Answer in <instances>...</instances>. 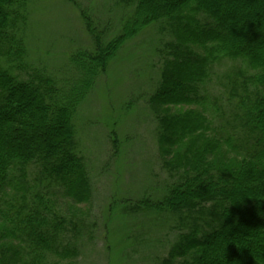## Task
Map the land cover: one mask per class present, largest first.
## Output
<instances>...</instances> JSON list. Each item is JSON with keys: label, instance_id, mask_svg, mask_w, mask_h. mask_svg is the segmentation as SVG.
I'll return each mask as SVG.
<instances>
[{"label": "trees", "instance_id": "16d2710c", "mask_svg": "<svg viewBox=\"0 0 264 264\" xmlns=\"http://www.w3.org/2000/svg\"><path fill=\"white\" fill-rule=\"evenodd\" d=\"M106 1L126 8L111 49L113 25L81 8L96 52H74L56 81L29 62L30 0H0V264H72L93 243L89 214L72 211L92 197L75 121L99 77L93 61L146 30L173 40L149 104L176 175L136 206L173 217L159 264H264V0ZM181 106L199 110H171Z\"/></svg>", "mask_w": 264, "mask_h": 264}, {"label": "rangeland", "instance_id": "374dc122", "mask_svg": "<svg viewBox=\"0 0 264 264\" xmlns=\"http://www.w3.org/2000/svg\"><path fill=\"white\" fill-rule=\"evenodd\" d=\"M113 2L30 0L31 66L63 79L67 71L74 70L69 62L74 52H96L94 39L81 18V8L87 9L97 25H113L106 29L102 40L103 47L111 49L126 10ZM172 41L160 37L157 30H146L117 44L104 61H93L99 77L75 121L92 197L90 203L72 211L86 220L89 217L95 229L93 243L81 242L80 256L72 264H159L176 242L169 233L174 223L171 215L136 208L141 198H162L173 182L171 177L176 175L164 169V161L169 158L163 154L167 149L161 140L166 144V138L149 104L160 85L161 57L168 55ZM234 64L217 67V80ZM171 110L184 113L199 108L181 106ZM172 139L178 142L180 136ZM10 244L15 245L13 241Z\"/></svg>", "mask_w": 264, "mask_h": 264}]
</instances>
